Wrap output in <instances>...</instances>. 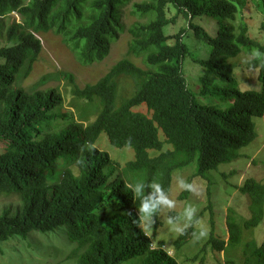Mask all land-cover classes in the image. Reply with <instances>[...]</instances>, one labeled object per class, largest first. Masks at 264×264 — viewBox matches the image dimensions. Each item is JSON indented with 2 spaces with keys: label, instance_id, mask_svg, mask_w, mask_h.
Segmentation results:
<instances>
[{
  "label": "trees",
  "instance_id": "obj_1",
  "mask_svg": "<svg viewBox=\"0 0 264 264\" xmlns=\"http://www.w3.org/2000/svg\"><path fill=\"white\" fill-rule=\"evenodd\" d=\"M250 1L0 0V17L15 13L20 20L5 32L12 44L0 47V194L15 195L21 202L13 213L0 215V243L37 233L74 246L76 264H176L162 242L153 247L134 223L139 202L126 185L156 180L169 192L174 171L196 162L194 176H203L236 160L240 149L256 139L253 119L264 115V68L258 62L246 65L258 71L261 89L238 91L228 63L248 50L264 51V44L248 35L242 18L237 23ZM260 1L259 30L264 34ZM130 4L135 22L128 29L127 56L143 68L124 57L83 88L75 85L72 74L60 73L83 108L99 101L101 109L92 122L84 126L54 114L63 105L57 89L23 90L42 50L39 36L54 34L78 63L90 65L104 59L110 43L125 32L123 18ZM181 18L185 24L179 26ZM170 27L176 32L169 34ZM188 58L202 68L201 87L215 82L223 89L222 99L231 104L227 111L193 96L184 72ZM120 85L131 86L124 96ZM140 106L148 117L133 112ZM101 134L114 148H131L134 160L120 166L99 151L95 145ZM164 144L171 149L161 152ZM152 150L161 153L150 157ZM110 165L119 172L107 171ZM240 191L249 197L250 219L244 227L256 228L264 216V185L248 179ZM206 210L214 224L212 206ZM228 227L231 235L225 242L211 225L207 242L192 259L207 248L222 255L238 233L235 225ZM192 231L179 235L174 248L191 241ZM242 264H264V240L259 246L253 241L244 245Z\"/></svg>",
  "mask_w": 264,
  "mask_h": 264
},
{
  "label": "rangeland",
  "instance_id": "obj_2",
  "mask_svg": "<svg viewBox=\"0 0 264 264\" xmlns=\"http://www.w3.org/2000/svg\"><path fill=\"white\" fill-rule=\"evenodd\" d=\"M140 2V0H132ZM260 0H251L246 8L239 13L238 24L241 23L240 18L247 25L248 35L257 42L264 44V34L259 30L262 22L263 14L257 4ZM126 8V15L123 18L125 32L109 45L107 56L101 61L94 62L90 65H81L74 58L70 50L62 43L61 39L52 33L39 36L41 43V53L34 64L33 71L21 85L24 91L40 89H57L63 96V105L53 111L54 114H65L68 120L75 119L84 126L92 122L97 113L101 109L99 101L88 104L87 108H83V103L76 101L70 93V87L61 77L60 73H70L75 78V85L83 88L86 85L95 84L102 78L109 69L119 60L127 56L128 43L130 35L128 29L135 22V18L129 15V7ZM12 14L5 17H0V47L11 45L5 40V32L15 18H11ZM16 22V21H15ZM17 23V22H16ZM212 23V22H211ZM210 23V24H211ZM185 22L181 18L178 25H184ZM211 28H214L212 24ZM176 29L170 27L167 29L169 34H173ZM191 35V34H190ZM195 43H201L200 40L194 39ZM206 47V53L210 47ZM194 55V52L192 53ZM202 54H204L202 52ZM244 53L234 59L228 61L232 69V78L236 81V89L238 91L261 89V83L258 78L257 70H249L245 64L241 63V58ZM138 67L143 68L142 63L132 57H128ZM184 72L187 83L190 86V91L193 96L204 105H211L221 111H227L231 104L226 103L222 98L225 96L223 89H218L214 82L210 87H201L200 80L203 77L202 68L193 61V58H188L184 65ZM124 84V83H120ZM196 87H200L197 90ZM131 86L120 85L119 94L124 96L126 90ZM233 90H230V92ZM130 93V91L128 92ZM74 103V104H72ZM70 104H72L70 106ZM81 104V105H80ZM90 106V107H89ZM133 112L141 113L148 117L145 106L135 108ZM257 137L248 146L240 149V156L226 164L219 165L215 170L205 172L203 176H194L197 171L196 162L190 166L172 173L171 186L169 194L176 201V208L169 212L163 209L158 213L157 227L154 230L144 232L152 242V246L156 247L159 242L164 244L163 249L169 252L168 256L172 258L176 264H242L244 245L250 241L255 242L258 246L264 240V216L260 224L253 229H246L244 223L250 219L248 210L249 197L243 194L240 190L243 184L248 179H253L261 182L264 185V115L261 118L253 119ZM163 141V137H160ZM95 147L106 153L109 158L123 165L128 161L134 160V152L131 148L117 149L112 147L105 136L101 134ZM171 149L169 145L164 144L161 152ZM161 152L149 151L150 157H156ZM119 172V169L114 165H110L107 171ZM182 176L187 182L192 184V191H181L176 188L175 178ZM20 201L15 195L0 194V215L8 211L13 213L19 206ZM191 203L196 209V220L202 226L207 236L198 243H192V240L184 245L181 249L174 248L173 243L179 235L171 231L167 225V216L172 213L176 215L180 213L183 207ZM211 205L214 214V224L210 223L211 214L206 208ZM264 212V209H263ZM138 213V212H137ZM139 216V213H138ZM229 224L236 227L237 234L235 240L229 243L226 251L221 255L213 253L210 248H207L204 254H199L198 259L193 260L195 255L199 253L203 245L207 242L211 231V225H214V234L223 241H227L231 232ZM195 230V227H193ZM61 235V233H59ZM58 235L57 239H61ZM49 238V237H48ZM63 239V238H62ZM74 246H69L66 242L44 239L40 234L30 233L26 239L14 238L7 242L0 243V264H76L75 256H72ZM194 257V258H193ZM193 258V259H192Z\"/></svg>",
  "mask_w": 264,
  "mask_h": 264
},
{
  "label": "clouds",
  "instance_id": "obj_3",
  "mask_svg": "<svg viewBox=\"0 0 264 264\" xmlns=\"http://www.w3.org/2000/svg\"><path fill=\"white\" fill-rule=\"evenodd\" d=\"M11 14V18H15V21L19 23V17L15 13ZM257 62L261 68H264V51L258 48L246 51L241 58V63L249 67H255ZM175 185L176 188L181 191L193 190L192 184L179 175L175 178ZM126 187L132 193L133 199L139 202V207L137 209L139 218L135 220L134 223L144 232L153 230L152 225L154 223V217H157V214L161 210L167 209L171 212L176 208V201L170 197L169 192L156 180H137L128 183ZM146 189H148L147 192L145 191ZM196 213L197 209L191 203H188L183 207L180 213L168 215L166 223L171 231L181 236L184 235L189 228L195 227V230L191 232V240L192 243L195 244L207 236V232L202 226L196 227L199 225V221L195 219ZM167 254H169V252H167Z\"/></svg>",
  "mask_w": 264,
  "mask_h": 264
},
{
  "label": "built area",
  "instance_id": "obj_4",
  "mask_svg": "<svg viewBox=\"0 0 264 264\" xmlns=\"http://www.w3.org/2000/svg\"><path fill=\"white\" fill-rule=\"evenodd\" d=\"M15 15V14H14ZM15 17L17 18V16L15 15ZM18 19V18H17Z\"/></svg>",
  "mask_w": 264,
  "mask_h": 264
}]
</instances>
